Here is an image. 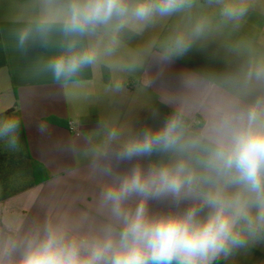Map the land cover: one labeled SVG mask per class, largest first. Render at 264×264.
Here are the masks:
<instances>
[{
	"label": "clouds",
	"instance_id": "obj_1",
	"mask_svg": "<svg viewBox=\"0 0 264 264\" xmlns=\"http://www.w3.org/2000/svg\"><path fill=\"white\" fill-rule=\"evenodd\" d=\"M257 7L261 0L19 5L14 46L42 50L35 69L58 84L102 62L123 73L148 60L161 72L201 62L176 73L136 125L101 123L103 140L90 149L104 180L96 216L51 212L22 233L5 220L0 264H241L264 248V31L240 34ZM167 21L166 34L119 55ZM20 130L18 117L0 119V142L19 150Z\"/></svg>",
	"mask_w": 264,
	"mask_h": 264
},
{
	"label": "crops",
	"instance_id": "obj_2",
	"mask_svg": "<svg viewBox=\"0 0 264 264\" xmlns=\"http://www.w3.org/2000/svg\"><path fill=\"white\" fill-rule=\"evenodd\" d=\"M24 2L0 0V32L7 59V65L0 68V117L19 115L28 153L48 171L51 179L37 186L7 191L4 153L1 156L0 228L5 220H14L21 233L34 219L51 212L96 216L104 180L93 172L90 149L103 140L101 123L136 125L150 107L159 105L160 95L173 83L176 73L201 62L193 56L161 72L148 60L134 73L115 71L101 63L85 69L72 82L58 84L50 75L35 69L36 59L45 54L42 50L33 49L22 55L14 46L10 19ZM261 4L264 5V0ZM171 23L162 22L142 36L128 40L126 55L147 40L166 34ZM261 31H264V8L257 7L250 12L240 34ZM117 81L123 83L119 92L114 90ZM12 177L14 180L16 175ZM241 264H264V248L256 249Z\"/></svg>",
	"mask_w": 264,
	"mask_h": 264
},
{
	"label": "trees",
	"instance_id": "obj_3",
	"mask_svg": "<svg viewBox=\"0 0 264 264\" xmlns=\"http://www.w3.org/2000/svg\"><path fill=\"white\" fill-rule=\"evenodd\" d=\"M6 65H7V59H6L2 37H1V32H0V68ZM17 116L19 117V115ZM47 121L58 123V124L65 125V126L67 125V123L57 120V119H47ZM21 126H22V123H21ZM22 131L24 135L23 126H22ZM24 139H25V135H24ZM25 142H26V139H25ZM26 148H27V144H26ZM4 160L6 164L5 166L6 183L7 181L8 182L11 181L10 179L12 178L13 175H16V177H19L20 175L29 176L32 180V184L29 186H37L51 179V175L48 173V171L40 164H37L33 161L27 149H26L25 155L13 154V155H9L7 159L4 158ZM1 171L2 170L0 169V175L2 173Z\"/></svg>",
	"mask_w": 264,
	"mask_h": 264
},
{
	"label": "rangeland",
	"instance_id": "obj_4",
	"mask_svg": "<svg viewBox=\"0 0 264 264\" xmlns=\"http://www.w3.org/2000/svg\"><path fill=\"white\" fill-rule=\"evenodd\" d=\"M129 49V45L126 42V47L122 48L119 55L120 56H127L125 50ZM103 64L108 65V62H102ZM116 71V70H115ZM117 73V72H115ZM8 117H18L17 115H12V116H2L0 117V119L2 118H8ZM19 118V117H18ZM20 144L21 147L19 148V150H11L9 149L6 144L4 142H0V157L3 155V158L7 159L9 157V153L7 151H11L12 153L16 154V155H25L26 154V142L24 139V135H23V131H22V126H21V130H20ZM3 158H0V160L2 161ZM19 176V175H17ZM11 181H7V183L5 184L6 190L9 191H13V190H17V189H25L27 187H29V185L32 184V180L29 176H22L20 175L19 177H15V179L13 180V177L10 179Z\"/></svg>",
	"mask_w": 264,
	"mask_h": 264
}]
</instances>
